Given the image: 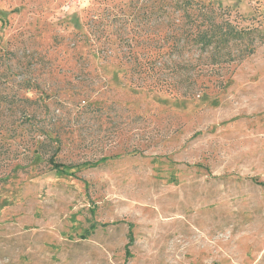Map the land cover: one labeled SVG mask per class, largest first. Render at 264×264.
Returning a JSON list of instances; mask_svg holds the SVG:
<instances>
[{
    "label": "rangeland",
    "instance_id": "obj_1",
    "mask_svg": "<svg viewBox=\"0 0 264 264\" xmlns=\"http://www.w3.org/2000/svg\"><path fill=\"white\" fill-rule=\"evenodd\" d=\"M197 1L264 20V0ZM156 6L0 0V264H264V41L222 65L168 54L180 88L139 85L130 61L168 31Z\"/></svg>",
    "mask_w": 264,
    "mask_h": 264
},
{
    "label": "trees",
    "instance_id": "obj_2",
    "mask_svg": "<svg viewBox=\"0 0 264 264\" xmlns=\"http://www.w3.org/2000/svg\"><path fill=\"white\" fill-rule=\"evenodd\" d=\"M155 13L163 17L167 26V35L164 41L148 43L149 59H134L130 61L134 75L140 81L139 85L158 89H179V80L171 81L163 76L168 68L179 72L181 61H173L167 65L165 57L169 54L183 56L185 53L199 51V55H204V64L222 65L237 60H244L255 53L256 45L264 41V20L251 18L250 25H242V16L235 15L229 8L214 6L211 2L205 3L197 0H155ZM244 19V18H243ZM169 32V33H168ZM178 56V57H179ZM131 60V59H130ZM185 68L190 63L183 64ZM131 69V70H132ZM178 69V71H177ZM137 74V75H136ZM136 79V80H137ZM181 81V79H180ZM181 83V82H180ZM194 86V85H193ZM30 100V99H26ZM32 103V101L30 102ZM30 105L21 109L27 114L28 126L33 131L34 141L38 143L39 154L47 155V162L51 169L57 173L72 175L70 171L73 165L65 164L57 159V154L61 150L62 140L59 136L54 138L52 133L55 129H50L44 122L36 120L34 112L30 111ZM27 112V113H26ZM56 140V147L53 153L46 149L50 141ZM113 155H103L96 161H85L86 163L99 165L107 162ZM259 184L264 185L263 182ZM90 231L94 232L97 225L93 224ZM130 232V244L133 236ZM87 238V235H82Z\"/></svg>",
    "mask_w": 264,
    "mask_h": 264
}]
</instances>
